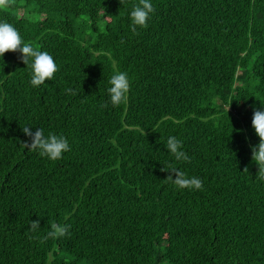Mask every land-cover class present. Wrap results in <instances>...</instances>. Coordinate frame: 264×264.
Returning <instances> with one entry per match:
<instances>
[{
    "label": "trees",
    "instance_id": "1",
    "mask_svg": "<svg viewBox=\"0 0 264 264\" xmlns=\"http://www.w3.org/2000/svg\"><path fill=\"white\" fill-rule=\"evenodd\" d=\"M138 2L0 8V22L59 67L33 87L19 52L0 57V264H264V181L251 152L253 110L264 109V0H151L136 34ZM121 71L130 91L113 107ZM25 126L65 136L71 150L53 161L25 149ZM169 136L190 163L175 160ZM168 164L203 190L166 182ZM52 222L71 235L41 243Z\"/></svg>",
    "mask_w": 264,
    "mask_h": 264
},
{
    "label": "clouds",
    "instance_id": "2",
    "mask_svg": "<svg viewBox=\"0 0 264 264\" xmlns=\"http://www.w3.org/2000/svg\"><path fill=\"white\" fill-rule=\"evenodd\" d=\"M12 2L13 0H0V8L9 7ZM155 11L156 9L151 0H139L130 13L131 31L136 33L137 27L147 28L151 14H154ZM7 52H19L21 54L19 58L27 67L31 68L30 83L33 87H39L46 80L53 79L55 73L59 71V67L51 54L47 51H40L34 48L31 43H26L20 32L12 24L0 22V57H3ZM110 84L111 87L108 89V93L113 107L127 102L130 91V81L127 72H116L111 77ZM66 92L73 96L78 94L72 88L66 89ZM102 107H107V104ZM251 124L255 129L256 135L259 137V143L251 147L252 160L258 166L257 179L264 181V109L253 110ZM22 131L29 137L28 141L22 142L24 148L30 151L38 150L39 155L42 157L55 161L61 159L65 152L71 150L67 138L63 135L49 133L45 136L43 129L37 128L33 132L32 128L28 126L22 128ZM166 147L175 157L176 161L191 162V157L182 150L183 142L177 137L169 136ZM161 171L169 173L165 181L171 182L179 189L203 190V181L200 178L195 176L189 177L184 171L178 169L173 164H168ZM243 172H248V168L246 167ZM39 228V220L31 221L30 232H35ZM70 228L69 224L52 222L50 230L40 238V242L44 243L48 239H59L64 236H70Z\"/></svg>",
    "mask_w": 264,
    "mask_h": 264
}]
</instances>
